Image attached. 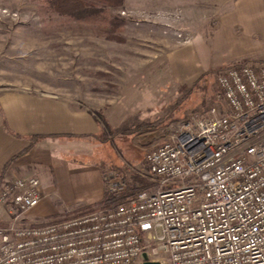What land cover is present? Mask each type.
<instances>
[{
  "label": "built area",
  "instance_id": "1",
  "mask_svg": "<svg viewBox=\"0 0 264 264\" xmlns=\"http://www.w3.org/2000/svg\"><path fill=\"white\" fill-rule=\"evenodd\" d=\"M217 83L226 109L177 124L140 172L155 188L127 203L27 224L46 197L41 179L3 182L0 264H143V253L161 264H264V62L228 66ZM103 181L110 193L128 182L117 168Z\"/></svg>",
  "mask_w": 264,
  "mask_h": 264
},
{
  "label": "rangeland",
  "instance_id": "2",
  "mask_svg": "<svg viewBox=\"0 0 264 264\" xmlns=\"http://www.w3.org/2000/svg\"><path fill=\"white\" fill-rule=\"evenodd\" d=\"M232 1L125 0L116 12L126 23L115 33L116 39H108L85 23L44 17L34 0H0V97L24 90L56 93L80 101L101 124V131L91 139L98 145L95 152L83 154L92 149L83 139L80 154H58L61 162L78 165L79 186L65 183V177L52 168L39 166L38 176L53 207L50 204L45 213L32 209L26 214L27 223L47 224L73 216L78 205L97 197L95 184L87 182L93 178L87 172L91 166L104 172L121 167L127 177L142 171L148 175L146 156L152 144H160L177 124L200 112L214 106L219 112L226 109L217 83L225 67L207 70L185 84L177 77L178 62L172 52L196 30L207 28ZM172 31L178 36L174 44L169 37ZM148 123L163 125L140 131ZM127 128L139 130L124 133ZM55 181L69 203L76 199L79 204L66 208L63 197L51 194ZM102 187L104 195V181ZM8 221L0 205V225Z\"/></svg>",
  "mask_w": 264,
  "mask_h": 264
},
{
  "label": "crops",
  "instance_id": "3",
  "mask_svg": "<svg viewBox=\"0 0 264 264\" xmlns=\"http://www.w3.org/2000/svg\"><path fill=\"white\" fill-rule=\"evenodd\" d=\"M212 22L207 28L196 30L187 37L179 48L173 49L172 56L178 62L175 66L177 77L185 84L193 83L207 70L226 68L245 60H250L249 63L264 62V0H233L219 11ZM169 34L174 44L178 36L173 31ZM4 117L11 130L22 137L5 130ZM100 131L99 119L80 101L76 103L52 92H7L0 97V178L2 176L3 182H6L16 177L38 175L39 166H43L63 175L65 183L79 186L78 165L73 161L61 162L58 154L67 151L78 154L81 151L79 143L83 139L86 141L83 143H88L92 148L83 151V154L95 152L98 145L91 139ZM33 135L47 137L32 143L29 136ZM159 142L152 144V149ZM22 152L3 174L6 163ZM91 167L87 172L93 178L87 182L95 184V190L99 193L97 197L87 199L85 206L99 204L104 199V171L97 166ZM59 186L60 183L55 181L51 194H56V198L61 200L63 197L66 208L79 204L76 199L70 201L74 203H69ZM50 204L53 202L46 194L35 207L36 211L45 213Z\"/></svg>",
  "mask_w": 264,
  "mask_h": 264
},
{
  "label": "trees",
  "instance_id": "4",
  "mask_svg": "<svg viewBox=\"0 0 264 264\" xmlns=\"http://www.w3.org/2000/svg\"><path fill=\"white\" fill-rule=\"evenodd\" d=\"M40 7V11L43 16H49L53 18L55 16L60 17L62 20L76 23H85L90 25L100 35H105L108 39H116L115 33L121 32L125 18L121 16V13H117L119 8L124 7L125 0H34ZM115 9V10H114ZM250 60H245L236 65H243L249 63ZM217 73V72H216ZM209 112V111H208ZM208 112H200L197 115L203 117L207 116ZM163 125V124H162ZM159 124H142L140 131H151L157 127H161ZM5 130L14 136L22 137L19 133L14 132L8 125L6 118L4 117ZM139 130L138 128H127L122 130L124 133H131ZM47 137L46 135H33L29 136L32 143H36L38 140ZM24 152L13 156L5 165L3 174L10 167V165L18 159ZM122 170L121 167H117ZM2 176L0 178V185L3 183ZM127 187L118 193H110L105 187L104 199L99 204L88 206H77L75 215L90 212L99 208L115 207L122 203L129 202L132 198L136 197L140 192L144 190H153L155 188V182L150 178H146L140 175L138 172L130 173L127 177ZM55 221V220H53ZM40 224V223H39ZM3 225V223L1 224Z\"/></svg>",
  "mask_w": 264,
  "mask_h": 264
},
{
  "label": "water",
  "instance_id": "5",
  "mask_svg": "<svg viewBox=\"0 0 264 264\" xmlns=\"http://www.w3.org/2000/svg\"><path fill=\"white\" fill-rule=\"evenodd\" d=\"M142 258L144 260L143 264H161L160 262L149 261L147 253H143Z\"/></svg>",
  "mask_w": 264,
  "mask_h": 264
}]
</instances>
